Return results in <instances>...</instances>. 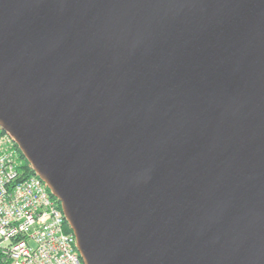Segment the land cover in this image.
<instances>
[{
    "label": "water",
    "instance_id": "1",
    "mask_svg": "<svg viewBox=\"0 0 264 264\" xmlns=\"http://www.w3.org/2000/svg\"><path fill=\"white\" fill-rule=\"evenodd\" d=\"M0 129L82 264H264V0H0Z\"/></svg>",
    "mask_w": 264,
    "mask_h": 264
},
{
    "label": "built area",
    "instance_id": "2",
    "mask_svg": "<svg viewBox=\"0 0 264 264\" xmlns=\"http://www.w3.org/2000/svg\"><path fill=\"white\" fill-rule=\"evenodd\" d=\"M14 144L0 129V264H82L58 201L37 176L20 178Z\"/></svg>",
    "mask_w": 264,
    "mask_h": 264
},
{
    "label": "trees",
    "instance_id": "3",
    "mask_svg": "<svg viewBox=\"0 0 264 264\" xmlns=\"http://www.w3.org/2000/svg\"><path fill=\"white\" fill-rule=\"evenodd\" d=\"M14 147H15V150H16V152L18 154V158H19V160L21 162L20 165H19L20 178L27 177V176H30V175H34L31 172V169H30L28 163L23 158V156L21 155L19 149L16 147L15 144H14ZM64 229H65V231L70 232V229H69V227H68V225L66 223H65Z\"/></svg>",
    "mask_w": 264,
    "mask_h": 264
}]
</instances>
